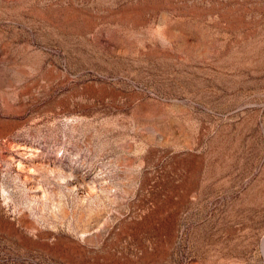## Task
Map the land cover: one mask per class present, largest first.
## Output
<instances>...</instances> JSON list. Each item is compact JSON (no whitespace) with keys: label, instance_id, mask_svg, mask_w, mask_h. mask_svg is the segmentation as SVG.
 Returning a JSON list of instances; mask_svg holds the SVG:
<instances>
[{"label":"rangeland","instance_id":"rangeland-1","mask_svg":"<svg viewBox=\"0 0 264 264\" xmlns=\"http://www.w3.org/2000/svg\"><path fill=\"white\" fill-rule=\"evenodd\" d=\"M264 0H0V264H264Z\"/></svg>","mask_w":264,"mask_h":264},{"label":"bare ground","instance_id":"bare-ground-1","mask_svg":"<svg viewBox=\"0 0 264 264\" xmlns=\"http://www.w3.org/2000/svg\"><path fill=\"white\" fill-rule=\"evenodd\" d=\"M264 250V249H263Z\"/></svg>","mask_w":264,"mask_h":264}]
</instances>
